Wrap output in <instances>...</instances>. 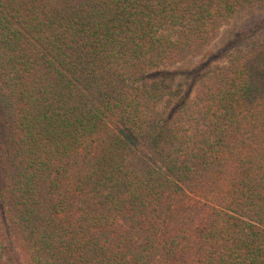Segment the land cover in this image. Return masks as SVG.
Listing matches in <instances>:
<instances>
[{"label": "trees", "instance_id": "16d2710c", "mask_svg": "<svg viewBox=\"0 0 264 264\" xmlns=\"http://www.w3.org/2000/svg\"><path fill=\"white\" fill-rule=\"evenodd\" d=\"M262 6L0 0V264H264V37L171 71Z\"/></svg>", "mask_w": 264, "mask_h": 264}, {"label": "rangeland", "instance_id": "374dc122", "mask_svg": "<svg viewBox=\"0 0 264 264\" xmlns=\"http://www.w3.org/2000/svg\"><path fill=\"white\" fill-rule=\"evenodd\" d=\"M262 37L264 6L237 15L202 55L171 70L175 72V86L179 88L181 96L190 92L196 78L202 77L210 68L224 64L235 49L248 48L256 39ZM5 261L7 264H26L16 244L10 240L6 242Z\"/></svg>", "mask_w": 264, "mask_h": 264}]
</instances>
